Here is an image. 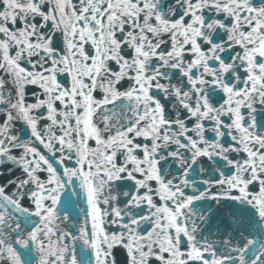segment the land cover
I'll return each instance as SVG.
<instances>
[{"label": "water", "instance_id": "95a60500", "mask_svg": "<svg viewBox=\"0 0 264 264\" xmlns=\"http://www.w3.org/2000/svg\"><path fill=\"white\" fill-rule=\"evenodd\" d=\"M165 0H161V3H163ZM172 0H167V2L170 4ZM72 4L71 6H68L67 9L70 8H78L80 6L82 9L86 11L85 16L90 17L93 14L92 11L87 8V6H83L82 3L79 0H71ZM39 5H33L34 8H36ZM66 11V10H65ZM74 11V10H73ZM85 17V18H86ZM84 18V19H85ZM85 21V20H84ZM14 25L16 32H21V22L19 20V17L15 18ZM62 23V21H61ZM28 24V23H27ZM45 26L46 24L43 23ZM33 32L37 33L40 29L43 27H39V25L36 22H33ZM16 32H10V36H7L5 38L8 39L7 43H15L17 40H19V35H17ZM218 36V34H216ZM59 36V42L58 40L55 42V47H59L61 45V40ZM5 39L1 38L0 42V60L2 61V58H6L8 53L7 49L4 47V51L1 48L2 44L5 43ZM11 57V53H9ZM5 66L7 67L8 64L5 63ZM0 67L3 69V67L0 65ZM0 93L3 94V91L0 90ZM22 130V133L20 135V138L18 137V134L14 128L12 129H6L0 127V139L2 140H10L15 143H19L21 139L26 137V132L32 131V127L30 123H28V126H22L20 128ZM42 135V132H41ZM55 135V134H53ZM43 140L45 141V151L47 148V154L46 158L43 155V149L42 147H39L35 150L36 152H40L43 157L45 158V164L48 165L47 168L44 165H36L32 168H29L31 166L30 161L35 153H27V157L24 162L27 163V167L23 168L20 167V169L15 165H8L6 162H4L5 168H2V170H5V175H7L6 178L0 177V180L2 182L8 181V180H18L20 178L24 180H32L33 183L37 182L38 180H46L54 178L55 182L53 181L54 185H56V192H58V189L62 186L64 189V192L59 189V197L61 199L57 200V207L60 209L59 211L54 214V211L51 213L49 220L51 223V227H54V224L57 223L58 225L61 223L66 224V218L62 221L63 217L67 214H69V217L73 219V222H76L78 220V216L76 214L77 211L83 212L84 209H86V206H89L91 208H99L97 209L99 211L98 217L100 219V223H98V228L105 227L104 225V217L106 214V202H104V198L102 197L103 191L100 188V183L103 182V180L106 179V182H109L111 185L110 190L113 192V194L116 196H119V205H124L127 200H129V204L132 203V200H134L136 204V199L133 198L132 193H134V185L129 183L127 180H125L123 175H117L113 176L114 169L110 168L111 163L113 161L112 153H110L107 149L104 153H102V156H97L95 151L91 150L90 146L84 147L82 151V144L80 145H74V146H68L66 147V152H69L65 159L59 158L58 163L55 162L54 156H52V152L55 150V146L51 143H48L49 138L46 136H41ZM7 143V142H6ZM64 143V139H63ZM34 144V143H33ZM65 144V143H64ZM7 145V144H6ZM11 144L7 145L10 146ZM4 148L3 156L4 158L7 156V148L2 144ZM111 151H114V146H109ZM102 148H98L97 150H101ZM75 152V155L72 154V152ZM96 157H94V154ZM11 157H17L16 154L10 153ZM9 158V157H8ZM106 158V159H105ZM62 160V161H61ZM81 162L83 166L81 169H76L72 175V169L71 166L74 164H77V162ZM133 163V162H132ZM19 164V163H18ZM20 165V164H19ZM79 166V164L77 165ZM162 171V170H161ZM191 176L189 178H195L197 176V167L194 166L191 169ZM27 175V176H26ZM188 186V185H187ZM58 187V189H57ZM191 189V187H188ZM201 189V188H200ZM186 186L182 188V192L180 194V199H184V194L186 191ZM106 197H108L106 195ZM132 199V200H131ZM4 198L0 197V206L3 204ZM161 202L167 203L166 199H162ZM110 205L115 206V203L109 202ZM143 201L142 206H139L140 211L144 212L147 210L148 206ZM183 204V203H182ZM221 205L218 207H215L213 201L210 199L201 200L193 205V210L197 213L193 220H182V223L185 225V233H181L177 231L176 225L173 226L171 233V239L175 240L176 242L173 243V248L168 249L167 246L168 243H165V240H162V242H159L160 239L155 240L154 242H151V244H148L146 242V246L144 248V255L141 258L133 259L131 256L130 258L126 255V250L119 249L121 246L119 245V242H116L117 249L115 250L116 255V263L115 264H183L181 259L183 260V253L189 250L191 252V256L193 257L192 261L194 259L201 260L200 262L204 264H241L238 263V255L243 259L244 254L246 253L249 258L255 255V252L258 250V248H263L264 243L261 242L262 238V231L259 228L260 224L259 222H256V219H254V216L251 212L246 211V209L243 206H237L232 202H224L221 201ZM140 205V204H139ZM150 208V207H149ZM223 208L227 209L224 210ZM180 210V209H179ZM178 210V212H179ZM183 210L180 211V213ZM163 215L166 216V225L169 222V219L167 216L171 217V215H174L176 213L175 207L171 208V212H168L167 210H162ZM177 212V213H178ZM61 214V215H60ZM183 215H185V212H183ZM250 215V216H248ZM172 218V217H171ZM146 222H143L140 224L141 231L144 232L145 229L148 228V224H144ZM62 226V225H61ZM63 227V226H62ZM190 227V228H189ZM79 230V228H77ZM80 231V230H79ZM182 234V235H180ZM88 234H83L80 237L83 239H87ZM256 235V236H255ZM90 236V235H89ZM248 237V238H246ZM225 238L228 239L229 243L234 245L236 248V253L234 251H231L227 248L228 245H224L223 241ZM245 238L247 239L245 241ZM1 241V240H0ZM163 245V247H162ZM176 247H179L181 249V254H177ZM253 248V249H252ZM252 251H251V250ZM1 250V245H0ZM124 250V251H123ZM176 250V251H175ZM20 251V250H19ZM19 254V253H18ZM22 258V255L19 254ZM19 255H14L13 258H19ZM180 255V257H179ZM88 256V253L86 254ZM62 261L60 263H56L53 261H50L49 263L45 264H76L77 257L73 258L72 256L64 255L62 256ZM34 257L31 255V252L28 254V259H26L25 264H31ZM68 260V261H67ZM149 260V261H148ZM10 264V262H9ZM200 264V263H199Z\"/></svg>", "mask_w": 264, "mask_h": 264}]
</instances>
